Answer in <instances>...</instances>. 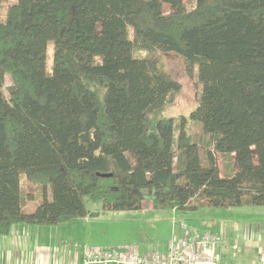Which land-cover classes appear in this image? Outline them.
Returning <instances> with one entry per match:
<instances>
[{"label":"trees","instance_id":"obj_1","mask_svg":"<svg viewBox=\"0 0 264 264\" xmlns=\"http://www.w3.org/2000/svg\"><path fill=\"white\" fill-rule=\"evenodd\" d=\"M4 8L0 235L147 205L264 206V0H0ZM143 51L175 52L196 70L198 138L176 134L164 112L181 84ZM22 174L44 193L32 211Z\"/></svg>","mask_w":264,"mask_h":264},{"label":"rangeland","instance_id":"obj_2","mask_svg":"<svg viewBox=\"0 0 264 264\" xmlns=\"http://www.w3.org/2000/svg\"><path fill=\"white\" fill-rule=\"evenodd\" d=\"M185 1L188 6L194 3V0ZM4 11L5 8L1 10L0 15H3ZM52 46L53 43L51 42L49 44L47 59L48 71L51 70L52 65ZM141 54L157 58L164 69L181 84V89L172 97L164 113L167 116L174 117L176 134L184 127L186 132L194 139L198 138L201 133V128L191 117L192 112L199 106L200 102L201 84L198 82L196 70L192 72L187 69L184 59L175 52L165 53L156 51L155 53L147 54V52L143 51ZM8 85H10L9 79H7V83L5 84L6 91ZM221 166H223L222 161ZM21 186L22 195L25 200L24 208L32 211L44 200V193L41 190L34 192L33 182L23 174L21 175ZM47 197L49 199L52 198V186L50 183L47 187ZM89 207L96 209L98 208V204L90 203ZM181 219L196 223L200 230L204 228L209 230L212 225L211 223L264 221V206H235L229 208L202 207L196 210H190L184 208H154L153 206L147 205L140 210L105 211L97 217L75 218L69 220V222L98 221L99 224H96L97 230L88 232V238L105 242L106 244H113L116 245L115 247L125 250L139 252L136 246L139 245L140 241L146 240L150 242L153 238L155 239L153 242V246L155 247L158 244V240L161 237H165L163 233L165 230L161 228L160 231H157L156 227L150 221H174L175 223V221H181ZM52 226L56 227L57 225ZM62 227H60V233H62ZM79 234L81 238V232ZM159 234H163V236L157 237ZM144 247H147V245L145 244ZM72 248L73 250L81 248V241L73 244Z\"/></svg>","mask_w":264,"mask_h":264},{"label":"crops","instance_id":"obj_3","mask_svg":"<svg viewBox=\"0 0 264 264\" xmlns=\"http://www.w3.org/2000/svg\"><path fill=\"white\" fill-rule=\"evenodd\" d=\"M150 222L157 231L163 228L165 237H161L155 247L153 238L150 242L140 241L136 247L141 254L164 253L169 239L173 236L178 238L183 236L180 221ZM189 222L198 226L194 222ZM96 224L99 222L70 221L56 227L16 224L9 233L0 235V264H82L87 249L116 246L88 238V232L97 230ZM211 224L209 230L205 228L201 230L222 235V243L217 249L222 264H264V221H228ZM159 236L163 234L157 237ZM78 241H81V248L73 250V244ZM145 244L147 247H144Z\"/></svg>","mask_w":264,"mask_h":264},{"label":"built area","instance_id":"obj_4","mask_svg":"<svg viewBox=\"0 0 264 264\" xmlns=\"http://www.w3.org/2000/svg\"><path fill=\"white\" fill-rule=\"evenodd\" d=\"M180 226L183 236L169 239L164 253L144 255L119 247H95L86 250L82 264H222L217 254L221 234L200 230L185 220Z\"/></svg>","mask_w":264,"mask_h":264}]
</instances>
